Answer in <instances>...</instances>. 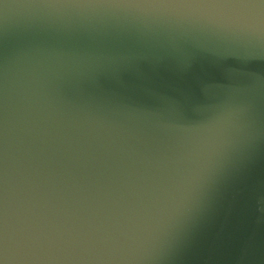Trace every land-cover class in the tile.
<instances>
[{"label": "water", "instance_id": "water-1", "mask_svg": "<svg viewBox=\"0 0 264 264\" xmlns=\"http://www.w3.org/2000/svg\"><path fill=\"white\" fill-rule=\"evenodd\" d=\"M0 264H264V0H0Z\"/></svg>", "mask_w": 264, "mask_h": 264}]
</instances>
